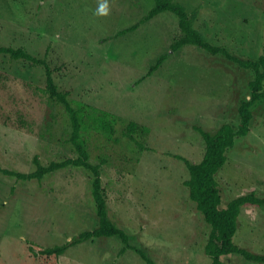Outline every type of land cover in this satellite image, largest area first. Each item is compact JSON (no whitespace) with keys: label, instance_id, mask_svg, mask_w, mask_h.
I'll list each match as a JSON object with an SVG mask.
<instances>
[{"label":"rangeland","instance_id":"374dc122","mask_svg":"<svg viewBox=\"0 0 264 264\" xmlns=\"http://www.w3.org/2000/svg\"><path fill=\"white\" fill-rule=\"evenodd\" d=\"M197 15L193 25L208 40L242 57L264 51V0H178ZM0 0V44L45 56L55 82L73 104L83 102L117 116L111 134L86 130L91 160L106 158L102 185L112 219L156 264H208L210 225L183 184L188 171L174 156L202 157L205 142L194 128L211 132L239 123L238 104L249 97V71L198 46L170 49L177 16L163 11L134 30L153 0ZM169 55L151 74L157 57ZM44 69L0 55V166L28 172L42 163L75 156L64 106L36 86ZM264 91V81H263ZM250 131L238 137L217 172L222 203L254 190L264 195V97L252 107ZM128 121L146 125L139 147L123 134ZM98 225L90 175L67 167L41 180L0 172V264H146L115 236L69 246L58 257L39 252ZM264 252V205H244L233 237ZM33 247V249H32ZM124 248V249H123ZM223 264H264L239 253Z\"/></svg>","mask_w":264,"mask_h":264},{"label":"trees","instance_id":"16d2710c","mask_svg":"<svg viewBox=\"0 0 264 264\" xmlns=\"http://www.w3.org/2000/svg\"><path fill=\"white\" fill-rule=\"evenodd\" d=\"M153 6L139 20L117 33L124 34L134 30L141 22L163 11H170L177 16L179 32L173 37L170 49L177 51L184 46H198L207 52L225 57L233 63L249 71L252 78L248 85L249 97L242 99L238 104L239 123L224 122L216 131L211 132L201 126L195 125V129L201 134L205 142L202 157L192 161L188 157L175 153L174 156L182 160L187 168L188 176L183 184L188 190V195L194 201L197 210L202 214L204 221L210 225L208 240L204 251L209 258L208 264H223V258L232 253H239L245 259L264 263V252L251 251L236 244L233 237L238 228V216L244 205H264V195H258L254 190L235 195L225 204L222 203V195L219 187L217 172L227 159V151L234 146L238 137L246 136L250 131L253 111L251 107L264 97V51L258 57H242L234 53L228 47L214 43L193 25V19L197 11L189 13L184 3L178 0H153ZM264 41V26H263ZM7 55L13 59L24 60L32 66H40L44 69L45 84L36 86L49 98L60 102L68 115L70 122L69 141L76 155L59 160H50L42 163L37 155H34L35 168L24 172L0 166V172L4 175L17 179L41 180L45 176L67 167L82 168L90 175V193L94 204V210L98 217V225L92 229H85L74 235L70 240L40 248L39 252L49 256L58 257L72 245L83 241L103 236H115L124 242L125 247L134 249L146 262L156 264L146 252L129 242V234L121 228L110 216L106 195L102 185L103 164L105 157L99 161L91 160L90 150L87 143L86 130L90 126L98 131L111 134L118 117L112 113L95 108L90 104L77 102L73 104L67 90L59 88L53 76V70L45 56L34 55L23 46H11L0 44V55ZM169 55V52L161 53L156 61L150 65L147 75L155 71ZM150 131L146 125L136 121H128L123 129V134L139 147H145L139 139L140 134ZM33 249V247H32ZM124 249V248H123Z\"/></svg>","mask_w":264,"mask_h":264},{"label":"clouds","instance_id":"9594fccd","mask_svg":"<svg viewBox=\"0 0 264 264\" xmlns=\"http://www.w3.org/2000/svg\"><path fill=\"white\" fill-rule=\"evenodd\" d=\"M110 11L108 0H103V3H101L97 9V14L99 15H108Z\"/></svg>","mask_w":264,"mask_h":264}]
</instances>
